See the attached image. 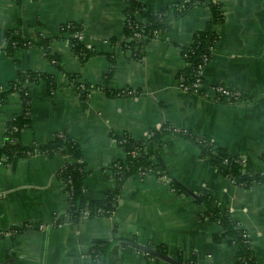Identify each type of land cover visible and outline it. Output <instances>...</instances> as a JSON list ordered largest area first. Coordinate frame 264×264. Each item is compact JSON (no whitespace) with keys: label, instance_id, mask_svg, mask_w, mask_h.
I'll use <instances>...</instances> for the list:
<instances>
[{"label":"crops","instance_id":"1","mask_svg":"<svg viewBox=\"0 0 264 264\" xmlns=\"http://www.w3.org/2000/svg\"><path fill=\"white\" fill-rule=\"evenodd\" d=\"M142 1L156 9L185 0ZM220 1L225 16L217 25L219 38L202 69L200 88L191 91L181 84L183 47L211 17L204 4L172 20L138 47L142 54L136 57L125 44L127 0H0V28L49 38L62 67L39 44L19 46L12 54L0 49V84L29 69L50 73L57 82L51 91L45 79L27 81L31 124L21 130V141L45 143L57 131L77 138L87 163L85 191L94 199L117 186L113 168L126 154L117 136L129 133L148 141L165 122L210 138L240 157L250 174L264 172V0ZM68 22L80 24L81 40L92 48L85 60L72 49L71 32H61ZM65 71L75 74L86 95ZM216 84L240 88L244 98L216 99ZM22 108L18 93L0 104V148ZM162 138L159 153L169 175L196 194L207 193L213 206L238 222L258 264H264V181L236 182L179 132L167 131ZM71 160L68 154L36 152L0 161V264H96L91 250L113 238L110 254L117 264H176L170 257L193 253L205 264L238 260V244L229 236L216 239L220 222L202 216L207 205L177 192L171 176L156 169L125 181L113 213L73 216L58 176ZM11 227L17 231L5 233ZM137 243L165 247L166 253L150 254Z\"/></svg>","mask_w":264,"mask_h":264},{"label":"trees","instance_id":"2","mask_svg":"<svg viewBox=\"0 0 264 264\" xmlns=\"http://www.w3.org/2000/svg\"><path fill=\"white\" fill-rule=\"evenodd\" d=\"M197 4L208 6L211 11V17L207 21L206 26L203 29L195 31L192 41L183 47L186 65L180 74V78L181 83L188 85L191 91L196 90L194 83L199 77L200 66L201 64L202 66L208 64L219 38L217 25L225 16L221 1H175L165 7L152 9L142 0H127L125 7V44L134 50L136 57H140L142 53L139 52V48L145 42L157 36L155 30L167 28L172 20L184 16ZM76 30H81V26L77 22H68L61 25L62 33L69 31L73 34ZM139 33L143 36L142 39L137 38ZM69 42L74 52L82 60H85L92 54V48L86 46L78 36H70ZM33 44L41 45L46 52V56L59 68H62L59 54L51 48L49 38L40 33L34 37L25 35L14 28L8 30L0 28V49H4L8 53L12 54L19 46H31ZM113 70L114 67L111 71ZM65 74L76 84L78 91L86 95V89L83 85L74 80L76 78L75 74L68 71H65ZM40 79H45L49 89L51 91L54 90L57 84L55 77L50 73L36 69L19 71L17 79L11 80L6 84H0V104L6 102L11 93H18L23 104L21 113L14 115L7 126L5 143L0 148V161L10 162L14 157H26L36 152H43L48 155L55 153L70 155L72 160L59 169L58 176L63 181L65 189L69 194V212L73 216L84 213L88 216L109 215L113 213L125 181L135 173L141 171L146 173L151 169H156L161 174L166 173L169 175L170 171L165 160L160 156L159 147L164 143L163 134L171 130L194 140L201 148L202 154L208 156L211 162L222 173L231 175L236 182L249 186L253 181H264V172L250 174L244 169V164L240 157L232 155L225 148L215 145L210 138L196 135L190 130L177 129L173 124L165 122L158 129L151 131L148 141L137 139L129 133L117 136L119 143L126 153L125 157L119 159L113 168L115 177L118 179L117 186L109 189L103 198H91L87 195L84 187L87 163L83 159L82 145L77 138L68 132L57 131L45 143H33L29 145L23 143L20 139L21 130L31 124L30 113L32 104L27 81L37 82ZM169 176H171V183L177 192L194 195L197 201H202L207 205V211L202 214L203 217L208 215L220 222L222 231L215 234L216 239L229 236L238 244V260L235 264H258L247 231L238 222L233 221L228 214L213 206L211 198L207 193L196 194L177 178L173 177V175ZM115 239L117 238L97 244L91 250L93 258L98 260L97 254L101 253L103 254V264L116 263L110 254V247ZM121 241L123 243L129 242L126 238H121ZM136 245L147 250L150 254L157 255L161 253L165 255L166 253L165 247L162 246L153 248L152 246L141 245L139 243ZM170 259L176 264H205L200 262L194 253L189 257L180 255L178 257H170Z\"/></svg>","mask_w":264,"mask_h":264},{"label":"built area","instance_id":"3","mask_svg":"<svg viewBox=\"0 0 264 264\" xmlns=\"http://www.w3.org/2000/svg\"><path fill=\"white\" fill-rule=\"evenodd\" d=\"M159 31L160 30H155V33H158ZM72 35L78 36L80 39H82L83 36H84L82 30H76ZM137 38L142 39L143 36L139 33L137 35ZM204 67L205 66H202V64H201L200 70H199V73H200L199 74V77L196 80V82L194 83V87H195L196 90L198 88H200V85L203 82V77H202L201 74H202V69ZM182 86H183V88L189 90L188 85L182 84ZM215 93H216L215 94L216 99H223V98H225V99H227L228 101H231V102H238V101H240V100H242L244 98L243 91L240 88H231V87H228L227 85H224V84H216L215 85ZM144 173H145L144 171L138 172V174H142V175ZM16 231H17V229L15 227H11V228H8V230L5 231V233H7V234L10 235V234H12V233H14ZM97 256H98L99 259L96 260V264H103L102 254L101 253L100 254H97ZM113 264H117V263H113Z\"/></svg>","mask_w":264,"mask_h":264}]
</instances>
